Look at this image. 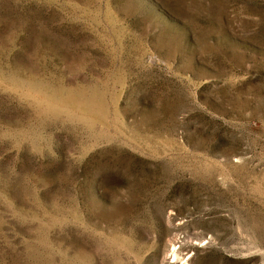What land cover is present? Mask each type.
<instances>
[{"label":"rangeland","instance_id":"obj_1","mask_svg":"<svg viewBox=\"0 0 264 264\" xmlns=\"http://www.w3.org/2000/svg\"><path fill=\"white\" fill-rule=\"evenodd\" d=\"M0 264H264V0H0Z\"/></svg>","mask_w":264,"mask_h":264}]
</instances>
